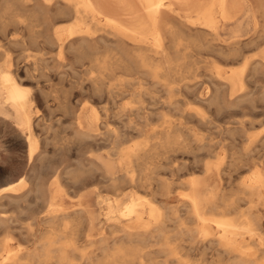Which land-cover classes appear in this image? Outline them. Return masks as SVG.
<instances>
[{
    "label": "rangeland",
    "instance_id": "obj_1",
    "mask_svg": "<svg viewBox=\"0 0 264 264\" xmlns=\"http://www.w3.org/2000/svg\"><path fill=\"white\" fill-rule=\"evenodd\" d=\"M13 2L16 4H13ZM254 2L255 0L249 1L250 4L252 3L256 5L257 3L255 4ZM56 3L53 8L50 7L52 9H47L45 8V6H42L40 0H20V1L13 0L10 4L11 7L3 6L0 3L1 6L0 7V26H1L0 27V38H1L0 62H4L5 60L7 62L10 61L9 63L11 64V69L13 70V72H15L19 82L30 89V99H32L33 97V101H35L34 102L35 112L33 114L35 117L33 118L34 119L33 129L38 138L37 155L41 154L42 155L41 159L43 158V156L44 158L46 157L45 159L43 158L42 160L44 163L47 160L46 164H48V167L45 168L44 165L46 164L42 163V166L41 164H39L41 163L40 162L41 159L39 160L34 159L36 162L30 160L28 158L29 156L27 155L28 152L25 148L26 140L24 136L21 135V133H19L20 131L16 128L12 120H6L3 117H0V188L11 183L12 184L15 183L14 185H16V183H18L21 178L23 180H21L20 183L23 184L22 182H24V184L26 185L24 184L21 185L19 183L18 186H22V188L25 187V189L27 188L26 190L23 189L25 191L22 190L19 194H15L14 197L11 194H7L8 197L6 195L4 197V194L1 195L0 197V217H2V220L0 218V222L2 223V224L0 223V248H1L0 254L1 252L2 253L5 252L4 249L5 250L9 249L11 251L34 250L37 247V245H39L40 243L38 241L41 238L46 237L48 234H50L49 232L50 230L46 228L47 224L45 223V221H42L41 219L42 218L45 219L47 215V209H48L47 205L49 204L48 198L50 191L49 184L53 180L55 174L60 173L61 174L60 177L62 181L61 191L56 194L55 202L60 206H62V208L64 207L63 209L68 213H72L71 215L68 216L66 220L73 221V231L75 232L74 234L75 238L77 237L76 239L78 240V246L82 245L81 248L79 247L80 249H86V251H89L88 249L92 248V246H89V244L87 243L85 234L92 233V235L96 237V239L97 237L99 239L100 235L103 234L104 236L106 235L107 232L109 233V231L113 230L112 226H117V223L119 222L120 218L122 219L120 221L126 220L127 217L120 214L121 209L126 210L127 206L131 205L132 199L130 196L126 195V197L122 201L124 206L120 208L117 207L114 196L115 194L116 196H118L119 193L120 195H122L128 190L130 192L135 191L144 194L145 196L154 198L152 200L156 201V203L160 205L166 203L164 205L165 207L169 208V206H171L173 209H175L176 207H179V209H181L180 211L181 213L177 212V215L173 214L174 217L171 215L173 218H171L170 221L167 220L165 222L164 228H166L168 232L170 241L173 240L171 242V247L176 251H180L183 254L184 259L189 260V262L193 261L191 263L194 264H204V263L218 264L219 262L222 264L224 263L223 262L224 260H225V264H229L227 263L229 261L231 262L230 264H233L234 258H232L231 255L229 256L224 252L217 251L219 250V248L221 249V247L215 244L213 245L212 243L209 242L206 245L200 246L195 242V240L192 241L187 235L180 234V232L178 231L179 228H181L180 222H185V224L186 225L189 224L187 226L190 227H193V225L195 226V223L190 218V215L184 212V210L182 209L183 203L178 201L177 200L178 198H176V196L180 197V195L183 194L182 191L184 192L188 191V185L187 183H185L187 180H189L192 177L200 178L204 183H207L208 186L206 190H210L212 188L217 187L218 188L217 190H221L222 191L221 193H224V195L229 197V199H235L236 203L240 205L241 209L243 208L242 210H245L244 212L248 214L247 215L248 217H251V219L252 218L258 219V222H260L261 227L264 230L263 203H259L257 205V207H260V209L257 210L258 208L256 206L255 207L251 206V204L249 203V198H248L249 194L247 193L245 194V192L241 189L243 187L241 183L252 174V171L254 169L252 167V164L250 163H253V161H255L256 159L262 161L264 160V157L262 155V153H264L263 152L264 151V146H263L264 145L263 144L264 143V122H263L264 121V98H263L264 86L262 87V85H264L263 70H261L260 68L259 70L254 68L252 71L249 68L244 73L243 76L244 79L243 90L239 85L235 94L233 95L234 97L231 96L232 97L231 100L225 99L223 93H221L220 91L216 92L215 94H213L214 96L212 95L211 97L215 101L212 100L211 98L209 99L212 101L207 99L208 96H210L211 94V89H213V86L210 85L212 82L211 77L207 75L208 74L207 72L206 73L205 71L203 72V70H199L196 73H188V72L177 73L174 75V77L171 78L164 76L161 79L162 82L159 84L151 83L152 77L144 73L143 75H141L142 72H139L138 70H131V71L125 69L119 70L116 71V73L114 72L113 74H111V78L115 80L114 82L113 80H111V78L109 79L110 75L108 76L107 80L109 81L111 80L110 83L112 82L115 83L118 82L119 79H122V82H124L122 87H124L125 89H129L130 92L127 91L124 93V92L116 91L113 95L117 99L116 102L115 101H114L115 103L113 101L108 102L109 99L107 98V94H106L107 87L105 84L97 85L99 91L95 89L92 92V89H90V88L93 89L95 88L90 82L91 80L90 77L94 75V74L91 75V72L88 70L90 59L85 55H83V57H78L79 55H77L73 51H69L65 49L63 50V52H60L57 48V45L52 44L47 39V32H51L52 29L54 28L53 26H55L56 23L71 20L70 16L63 15L61 12H59V7L61 2L57 0ZM252 4L250 6H253ZM16 7H18V9H16ZM34 10H37V13H35ZM43 10L46 13H44ZM258 15L260 19L258 18L257 21H253L252 13L250 16V12H247V14L243 12L236 23L223 26V28L224 27L225 28L223 30H220V33L222 34L221 37L224 40L230 41L235 35L241 34L242 38L245 40V42H243V45H241V49L247 54L250 53L248 56L250 55L252 57L259 56L262 50H264L263 47L264 13H259ZM6 18H8L9 20ZM53 22L55 24H53ZM6 31L13 32V35L11 33H9L10 34L9 35ZM255 31L257 32L255 33ZM259 31H261V33L263 34H260ZM3 36H5V39ZM203 38L204 41L207 40L205 36ZM12 39H15V41H13ZM248 40L252 42L250 43ZM247 41L251 45H249ZM211 45L207 44L205 48L208 49L204 48L203 50V48H201L202 54L206 56L209 55L212 48ZM253 45L255 47H253ZM260 46L263 48H261ZM259 47L261 50L259 49ZM201 49H197L198 52H201L200 51ZM205 50L206 52H204ZM58 53L60 54L58 55ZM194 58L196 57H193L192 59L191 57H189L187 61H191L193 63V60H195ZM202 60L204 61L205 59L202 58ZM204 63L205 62H201L198 65L203 66L205 65ZM222 63L225 64V61H222ZM259 71H262L263 74H261L262 72ZM119 73L121 75H118ZM247 75H249L250 77H248ZM107 80L105 79V81ZM138 81L140 83L144 82L143 85H141ZM189 83L191 84L188 86ZM260 86L262 87L261 90H260ZM104 88H106L105 91L103 90ZM142 88H144L143 89L144 93H142L140 97L133 94L134 91H139ZM198 89H200L201 91ZM132 90L133 92H131ZM183 90L186 91V93H184ZM104 93L105 95L102 96V94ZM199 94H201L204 100L198 98ZM170 100L173 101V104L171 106H174L175 109L174 107L170 106L169 104ZM178 100L180 102L182 100V102L185 104H183L182 102L180 103ZM214 102L216 104L218 103L217 106ZM163 104H165L164 107L162 106ZM93 105L97 107L95 108ZM105 106L106 108L109 107L108 110L107 109L105 110L104 108ZM138 106H140L141 109H139L140 107ZM168 107L169 108L171 107L172 110L171 108L169 110ZM176 107L178 108L179 111L177 110ZM8 108L9 106L7 105L6 110L9 111ZM94 110H96L97 112L99 111L98 119H95L92 116L94 114L93 113ZM163 110L165 111V114H167L166 118L168 120H171L173 123L175 122L177 124L176 126L177 133L178 134L182 133V137L186 138V142H188L189 146L188 147L177 146L176 148L171 149L168 154L164 155L166 157L164 156L162 157L161 163L163 165L158 167L153 165H147L146 169H144L139 175L140 177L145 178L147 174L151 172L153 177L152 180L153 184H156L157 179L159 181L161 180L164 182L172 180L173 181L172 186L174 187V191L175 190L176 191L174 192L175 196L169 198L168 200L167 199L165 200V198L160 195L154 196L155 194L153 188H143L140 185L138 186L136 185L137 188L135 186L131 188L132 186L130 187L129 183L120 182L119 181L121 178L120 176L123 177V173L125 174L124 166L120 162V157H118L117 155H113V156L110 155L114 151H116L117 147H119L120 145L121 147L126 148L127 146H132L135 143L142 142L147 134L152 133L153 129L158 128V126L162 124L163 121L165 120V118L160 115L163 112ZM122 111L123 113L126 114V116L124 114H121ZM138 111L139 112L142 111L141 113L145 112L144 114L147 113L146 115L149 117V120H145L144 118H141L140 117L141 114H137ZM158 111H160L161 113L159 112L160 113L159 114ZM106 112H107L106 114L107 116L105 115ZM168 112L170 113L168 114ZM198 112L200 113L201 116H199ZM192 113L195 115L193 116ZM76 114L78 116L83 115L81 118L83 120L85 128H88L89 126V128L93 130L95 129L94 133H98L101 135H97L96 137H88V139L87 137H80L79 135H77L75 133L76 132L75 117L77 118ZM127 114H129L130 117H127L128 116ZM134 114L137 116L133 117ZM137 117L138 119H136ZM196 118L198 119L201 118V119L198 120ZM231 127L233 130L231 129ZM139 129L142 131H140ZM244 136L246 137L244 138ZM212 137L214 139H212ZM198 138L199 140H197ZM206 142L209 143L206 144ZM215 143L217 144V146L215 145ZM200 144H203L204 146H201ZM210 144H212L211 145L212 147L210 146L211 148L209 147ZM199 146L201 147L198 148ZM226 146H228L227 148L230 150L226 149ZM202 147L205 148L203 149ZM212 148L217 150H214ZM210 149L212 151H210ZM92 153L93 154L95 153L96 155L94 154V156L92 157L91 156ZM246 153L248 155H245ZM251 153H253L254 155ZM90 157H92L93 160H95L97 157L110 159L112 165H114L111 176L116 177V181H118V184L116 181H113V183L116 182L115 186H113L114 185L113 183L109 184L111 183L112 179H105L103 177L101 169L98 167L95 168L93 167L92 164L93 160ZM255 157L257 158L254 159ZM166 162H169L170 164L168 163L167 165ZM204 162L206 163L204 164ZM85 164L87 165L84 166ZM171 164L176 166L177 168L174 167L176 169L173 170V166ZM39 165L41 166V169ZM179 165L181 166L179 167ZM37 166H39V168ZM36 167L37 170L35 169ZM134 168L135 167H133V169ZM33 169L36 170L37 173L36 171L34 172ZM42 169L44 171H42ZM207 169L209 171H207ZM208 172H210V174H207ZM68 173L69 175H67ZM35 174L36 176H34ZM219 174L221 175V177L219 176ZM137 175L138 174H136V176ZM24 179L26 182L24 181ZM38 179L41 181L44 180L42 181L44 183V186L45 185L48 186L46 192L48 193L47 195L44 194L43 195L44 197L41 196V198H39L38 197L39 195H37L36 198L37 197L38 198L36 199L34 196L36 194H30L29 196H27V198H24V200L27 199L26 201H24L23 199L20 201L14 199L26 194V192L33 187V184ZM71 180L75 182H72ZM122 183L124 185H122ZM78 196L79 198L77 200L76 198ZM244 196H246V198ZM80 206H82V208ZM83 208H86L89 211L90 216L93 219L94 226L90 232H88L89 229L87 227L86 219L82 216L81 212L79 213L78 211ZM89 208H91V210ZM93 210L95 211V213ZM213 211L217 215H221L223 213L220 208ZM184 214L187 215L183 218ZM253 214L254 215L258 214V215L254 216ZM72 215L73 217L75 216L77 217L72 218ZM227 215L232 218H238V214L236 212L228 213ZM107 216L110 217L111 219H109ZM187 216L189 217L187 218ZM6 218H8V223ZM186 218H187L186 220L187 222L185 221ZM114 222L116 223V225ZM55 224L56 225L54 227H56V232L59 235H62L61 237H59V239L60 238L62 239L60 240L62 243L68 235H71L72 231L69 229L65 231L62 221ZM83 224L86 225L87 229ZM26 228L27 229L29 228V230H27ZM29 231L33 233V235ZM153 234L154 235L150 236L146 241L144 248L146 252H149V255L147 256L149 260H151L155 264H163L165 260L168 258V253L167 251H165L164 247L161 246V242L159 243L157 242L158 240L160 241L161 238H158L156 233ZM7 237H8V242L5 244L4 241L6 240ZM57 239L58 238H56V240ZM247 241L249 242H246V244H248V246L252 250L258 249L257 248L259 244L258 240L256 241V240L248 239ZM61 243H59V245ZM179 243H181L182 245L181 244L179 245ZM56 244H54L55 246H51L52 248L50 249L54 253H56V250L61 247V245L59 247V245ZM93 247H96V245L93 244ZM78 254L80 255L78 256ZM222 254H224L223 255L224 257H222ZM70 255L75 259H77L81 257V252L75 250ZM53 256L56 255L53 254ZM214 258L216 261L213 260ZM54 260H52L51 262H45V261L43 262V260L37 262L31 261V262H27V264H58L56 261L54 262ZM77 260L78 262H80L79 259ZM195 261L197 263H195Z\"/></svg>",
    "mask_w": 264,
    "mask_h": 264
},
{
    "label": "bare ground",
    "instance_id": "obj_2",
    "mask_svg": "<svg viewBox=\"0 0 264 264\" xmlns=\"http://www.w3.org/2000/svg\"><path fill=\"white\" fill-rule=\"evenodd\" d=\"M12 1L13 0H0V3L3 6H10ZM56 1L57 0H40L41 5L45 6V8H47V9H52L55 6ZM58 1L61 2L60 7H59V12H61L63 15L70 16L71 20L70 21H63L62 20L63 22H59L56 24L53 22V24H55V26H53L54 28L52 29L51 32H47V39L52 44L57 45V48L60 52H63V50L65 49V50L73 51L74 53L79 55L78 57H83V55H85L86 57H88L90 59L88 70L91 72V75L94 74L93 76L90 75L91 76L90 82L93 85V87H95L94 89L93 88H90V89H92V92L95 89L99 91V88L97 85H99V84L104 85L105 84L107 89L104 88L103 90L105 91V89H106L107 98L109 99L108 102H112V101L116 102L117 99H116V97L113 96L116 91H120V92H124V93L129 91V89H125L124 87H122V85L124 84V82H122V79H119L118 82L113 83L115 80H113L111 78V74H113L114 72L116 73V71L124 70V69L129 70V71L138 70L139 72H142L141 75H143V73H144V74L151 76L152 82L151 81L150 82L153 84L161 83L162 82L161 79L164 76L171 78V77H174V75L177 73H182V72L196 73L199 70H203V72L204 71H205V73L207 72L208 73L207 75H209V77H211L212 82L210 85L213 86V89H211V94H210V96H208L207 99L211 98L213 94L220 91L221 93H223V96L225 99H230V100L232 99V97H234L233 95L235 94L239 85L242 88V90L244 89L243 88V85H244L243 76H244V73L249 68L252 71L254 68H256L257 70H259V68H260L264 72V50H262L261 53L259 52L260 54L257 57L256 56L252 57L251 55L248 56L250 53L247 54L246 52H244L241 49V45H243V42H245V40L242 38L241 34L235 35L229 41V40H224L221 37L222 34L220 33V30H223L225 28V27L223 28V26L236 23L239 20L241 14L243 12H245V14H247V12H250V16L252 13V20L257 21V19L259 18L258 14L264 13V2H263L264 0L263 1L262 0H255L254 3L255 4L257 3V4L254 5L251 3L253 6H250L251 5L249 3L250 0H58ZM13 4H16V3L13 2ZM50 7H52V8H50ZM13 9H14V7H13ZM16 9H18V7H16ZM48 11H50V10H48ZM54 11H55V9H54ZM34 12L37 13V10H34ZM44 13H46V12L44 11ZM6 19H8V18H6ZM245 21H247V20H245ZM12 22H13V20H12ZM47 22H48V19H47ZM262 22H263V20H262ZM259 24H260V22H259ZM261 24H263V23H261ZM263 29H264V27H263ZM6 32L8 34L11 33L13 35V32H8V31H6ZM256 32L257 31H255V33ZM259 32H260V34H263V33H261V31H259ZM40 34H42V33H40ZM257 35H256V37H257ZM204 36H205V38H207V40H205V41L203 38ZM3 37L5 39V36H3ZM262 39H260V40H262ZM12 40L15 41V39H12ZM207 41H209V42H207ZM210 42L212 43V45ZM249 42H248V44H249ZM258 42H259V40H258ZM7 44H8V42H7ZM207 44H210L212 46V48H211L210 54L206 56V55L202 54L201 48H203V50H204V48L207 46ZM249 45H251V44H249ZM253 47H255V46L253 45ZM260 47H259V49H260ZM263 47H264V45H263ZM263 47H261V48H263ZM197 49H201L200 50L201 52H198ZM205 49H208V48H205ZM204 52H206V50ZM59 54L60 53H58V55ZM189 57H191V59L193 57H196V58H194L195 60H193V63L191 61H187L189 59ZM202 58H204L205 60L203 61ZM222 61H225V64H223ZM9 62H7L6 60L4 62H0V117H3L6 120H12L14 122L16 128L20 131L19 133H21V135H23L25 140H26V143H25L26 147L25 148L28 152V154H27L29 156L28 158L32 161H35L34 159L39 160V159H41L42 155L41 154L37 155L38 138H37V135L35 134V131L33 129L34 128L33 127V124H34L33 118L35 117L33 115L35 112V108H34V102L35 101H33V97H32V99H30V89L27 88V86H24L19 82L15 72H13V70L11 69V64ZM201 62H205L204 63L205 65H203V64H202L203 66L198 65ZM259 72H262V71H259ZM263 72L261 74H263ZM28 73H29V71H28ZM256 73H258V72H256ZM118 75H121V74L119 73ZM258 75H260V74H258ZM108 76H109V79L111 78V80H113L112 83H110L111 80L110 81L107 80ZM247 76L250 77L249 75H247ZM139 77H138V79H139ZM105 79L109 82L105 81ZM248 81H250V80H248ZM143 83L144 82H141L140 84L143 85ZM190 84L191 83H189L188 86ZM186 85H187V83H186ZM263 86L264 85H262V87ZM262 87L260 86V90L262 89ZM200 88H201V86H200ZM143 89L144 88H142L139 91H134V92L132 90L131 92H133L134 95L140 97L142 95V93H144ZM198 90H200V89H198ZM254 90H255V88H254ZM250 92H252V91H250ZM263 92H264V89H263ZM263 92H261V93H263ZM102 93H103V91H102ZM184 93H186V91H184ZM194 93H196V92H194ZM248 93H249V90H248ZM129 94H131V93H129ZM103 95H105V93L102 94V96ZM33 96H35V95H33ZM216 96H218V95H216ZM254 96H255V94H254ZM198 98L201 100H204V98H202L201 94L198 95ZM182 100H181V102H182ZM212 100H214V99H212ZM212 100H210V101H212ZM169 102H170L169 104L171 106L173 104V101L170 100ZM219 102H220V100H219ZM176 103H177V101H176ZM183 104H185V103H183ZM217 104H216V106H217ZM7 105L9 106V108H8L9 111L6 110ZM164 105L165 104H163L162 106L164 107ZM221 105H222V103H221ZM134 107H137V106H134ZM138 107H140V106H138ZM141 107H142V105H141ZM141 107L139 109H141ZM171 107H174V106H171ZM104 108H105V110L106 109L108 110L109 107L106 108V106H105ZM170 108H169V110H170ZM221 108H219V109H221ZM123 109H121V110H123ZM174 109H175V107H174ZM164 110L162 113L160 111H158V113L160 112L161 114L160 113L159 114L165 118L163 123L160 124L158 126V128H154L152 133L147 134L145 139L142 142L135 143L132 146H127L126 148L121 147V145H120L119 147H117V149L115 148L116 151H114L110 155L111 156L117 155L118 157H120V162L124 166L125 174L123 173V177L120 176L121 177L119 180L120 182L129 183L130 187L132 186L131 188H133V186L136 187V185L137 186L140 185L143 188H153L154 194H155L154 196L160 195V196L164 197L165 200L166 199L168 200L169 198L175 196L174 192L176 190L174 191V187L172 186V183H173L172 180L164 182L161 180L159 181L157 179L156 184H153L152 183L153 177H152L151 172L149 174H147V176L145 178H142L139 175L144 169H146L147 165H153L156 167L163 165L161 163V161H162L161 159L165 154H168L171 149L176 148L177 146H182V147H188L189 146L188 142H186V138L182 137V133L181 134L177 133V130H176L177 124L175 122L173 123L171 120H168L166 118L167 114H165ZM171 110H172V108H171ZM177 110H178V108H177ZM98 112L96 110L93 111L94 114L92 116L95 119L99 118ZM107 112L105 113V115L107 114ZM132 112H135V111H132ZM141 112L138 111V113L137 112L136 113L141 114L140 115L141 118H144L145 120H149V117L146 115L147 113L144 114L145 112L144 113H141ZM182 112H181V114H182ZM82 113H83V111H82ZM117 113H119V112H117ZM169 113L170 112H168V114ZM121 114H124L126 116V114L123 113V111ZM129 114H127L128 115L127 117H130ZM154 114H156V113H154ZM194 115L195 114H193V116ZM82 116L77 115V118L75 117V119H76V122H75L76 123V130L75 131L76 132L75 133L77 135H79L80 137H87V139H88V137H96L97 135H101L98 133H94L95 129L93 130V129L89 128V126H88V128H85L83 120L81 118ZM114 116H116V115H114ZM134 116H137V115L134 114L133 117ZM199 116H201L200 113H199ZM136 119H138V117ZM196 119H198V118H196ZM200 119H198V120H200ZM72 128H74V127H72ZM242 128H244V127H242ZM189 129H191V128H189ZM231 129H232V127H231ZM238 129H240V128H238ZM140 131H142V130H140ZM239 133H240V131H239ZM245 134H246V132H245ZM11 135H13V134H11ZM195 135H196V133H195ZM245 137L246 136H244V138ZM212 139H214V138L212 137ZM21 140H23V139H21ZM197 140H199V138ZM251 140H250V142H251ZM230 142H231V140H230ZM259 142H257V143H259ZM208 143L206 142V144H208ZM200 145L204 146L205 143H204V145L203 144H200ZM211 145L212 144H210L209 147ZM215 145L217 146L216 143H215ZM117 146H118V144H117ZM201 146H199L198 148H200ZM228 146H226V149H228L227 148ZM248 147H250V146H248ZM218 148H219V145H218ZM212 149H214V148H212ZM246 149H248V148H246ZM207 150H209V149H207ZM214 150H217V149H214ZM221 150H223V149H221ZM228 150H230V149H228ZM210 151H212V150L210 149ZM213 152H215V151H213ZM94 154L92 153L91 156L93 157ZM217 154H218V152H217ZM251 154H253V153H251ZM254 154H255V152H254ZM228 155H230V154H228ZM245 155H248V154L246 153ZM262 155L264 157V153H262ZM92 157H90V158H92ZM164 157H166V156H164ZM245 157H243V158H245ZM43 158H44V156H43ZM256 158L257 157H255L254 159H256ZM42 159L40 160L41 163H39V161H38V163L41 164V166H42V163H44ZM92 160H93V158H92ZM46 161L44 164H46ZM263 161L256 159L255 161H253V163H250V164H252V167L254 168L252 171V174L248 178H246V180H244L241 183L243 185V187L241 189L245 192V194L246 193L249 194L248 195L249 196L248 197L249 203L251 204V206H254V207L255 206L257 207V205L259 203H263V205H264V166H263L264 162ZM166 163L168 165L169 162H166ZM205 163L206 162H204V164ZM92 164H93L94 168L98 167L101 169L103 177L105 179H112L111 183H109V184H112L113 181H116V177L111 176L112 169H113L114 165H112L110 159H108V158L105 159L103 157H97L95 160L92 161ZM236 164H238V163H236ZM46 165H44L45 168L48 167V164H46ZM86 165L87 164H85L84 166H86ZM132 165H134V166H132ZM39 166H37V167L39 168ZM41 166H40V169H41ZM172 166H173V170H175L177 168L174 165H172ZM180 166L181 165H179V167ZM206 166H208V165H206ZM37 167L35 168L36 170H37ZM133 167H135L136 170H135V168L133 169ZM174 167H176V168H174ZM204 168H205V166H204ZM43 169H42V171H44ZM250 169H251V167H250ZM36 170H34V172ZM98 171H100V170H98ZM137 171H138V173H137ZM207 171H209V170L207 169ZM240 172H242V171H240ZM36 173H37V171H36ZM135 173L138 175L136 176ZM207 174H210V172H208ZM67 175H69V173ZM196 175H197V173H196ZM34 176H36V174ZM60 176H61L60 173L55 174L53 180L49 184V189H50L49 198H48L49 204L48 205L46 204L48 206L47 215H46L45 219H43V218L41 219L42 221H45V223L47 224L46 228L50 230L49 231L50 234H48L46 237L41 238L38 241V242H40L39 245H37V247L34 250L11 251L9 249L8 250L4 249L5 252L4 253L1 252V254H0V264H27V262H31V261L37 262V261H42V260H43V262L44 261L45 262H51L54 259H56V260H54V262L56 261L58 264H155L151 260L148 259L147 256L149 255V252H146L145 248H144L146 241L148 240V238L150 236L154 235L153 233H156L157 237L161 238L160 241L158 240L157 242L158 243L161 242V246H163L165 251H167V253H168V258L165 260V262L163 264H194V263H191L193 261L189 262V260L184 259L183 254L180 251H176L171 247V242L173 240L170 241L168 232H167L166 228H164L165 222L167 220L170 221L171 218L174 217L173 214L177 215V212H180L181 209H179V207H176V206H175L176 207L175 209H173L171 206H169V208L165 207L164 205L166 203L163 205H160V204L156 203V201L152 200L154 198H151L149 196H145L144 194H141L139 192H135V191L130 192L128 190H127L128 192L123 191L125 193L122 195H120V193H119L120 196L119 195L116 196V194L114 196L115 203H116L117 207H120V208H122L124 206L122 201L126 197V195L131 197V199H132L131 205H128L129 207L127 206L126 210L121 209V213H120L123 216L127 217L126 220L120 221V220H122L120 218L119 222L117 223V226H112L113 230L109 231V233L107 232L108 234L106 233V235H104V236H103V234L100 235L99 239H98V237L96 239V237H94L92 235V233L91 234L90 233L85 234L86 235L85 236L86 241L89 244V246H92V248L88 249L89 251H86V249H80L82 245L78 246V240L76 239L77 237L75 238V235H74L75 232L73 231V221L66 220L68 218V216L71 215L72 213H68L67 211H65L63 209L64 207L62 208V206H60L59 204H57L55 202L56 194L61 191L62 181H61ZM219 176L221 177L220 174H219ZM34 179H35V177H34ZM21 180H23V179L21 178L20 181ZM20 181L18 183H16V185H14L15 183L14 184L11 183V184H7V185L1 187L0 188V197L3 194H4V197H5V195L7 196V194H11L13 197L15 194H19L23 189H25V187L22 188V186H18ZM24 181H25V179H24ZM42 181H44V180H42ZM42 181L38 179L33 184V187L30 188V190L26 192V194H24L20 197L14 198V199H17L19 201L22 199L24 200V198H27V196H29L30 194H36V195H34L35 198L37 195H39L38 196L39 198H41V196H43L44 194L47 195L48 193H46V192H47L48 186H46V185L44 186V183ZM71 181L75 182L73 180H71ZM116 182L118 184V181H116ZM116 182L113 183L114 184L113 186H115ZM22 183L24 184V182H22ZM185 183H187V185H188V191L187 192L182 191L183 194L181 193L182 195H180V197L176 196V198H178L177 199L178 201L183 203L182 209L184 210V212H186L190 215V218L194 221L195 226L193 225V227H190V226H187L189 224L186 225L185 222H180L181 228H179V230H178L180 232V234L187 235L192 241L195 240V242L197 244H199L200 246L206 245L209 242V243H212L213 245L215 244V245L221 247V249L219 248V250H217V251L224 252L229 256L231 255V257L234 258L233 264H264V230L262 229L260 222H258V219H256V218L251 219V217H248L247 216L248 214L246 212H244L245 210H242L243 208L241 209L240 205H238L236 203L235 199H229V197L225 196L224 193H221L222 192L221 190H217L218 189L217 187L212 188L210 190H206L208 185H207V183H204L202 181V179H200V178L192 177L189 180H187ZM23 184H21V185H23ZM24 185H26V184H24ZM122 185H124V184L122 183ZM238 186H237V188H238ZM51 189H52V192H51ZM25 190H23V191H25ZM238 195H240V194H238ZM244 197L246 198V196H244ZM9 198H10V195H9ZM78 198H79V196L76 199L78 200ZM26 200H24V201H26ZM75 202H77V201H75ZM80 207L82 208V206H80ZM91 208H89V209L91 210ZM218 208H220L221 211L223 212L221 215H217L213 211V210H216ZM257 208H258L257 210L260 209V207H257ZM78 211H79V213L81 212L82 216L86 219L87 227L89 229L88 232H90L94 226V223H93L92 217L90 216L89 211L86 208H83V209L78 210ZM233 212H236L238 214V218H232V217H229L227 215L228 213H233ZM262 212H263V210H262ZM94 213H95V211H94ZM109 213H110V211H109ZM186 215L187 214H184L183 218ZM256 215H258V214H255L254 216H256ZM75 217H77V216H75ZM75 217H73V215H72V218H75ZM181 217H182V215H181ZM188 217L189 216H187V218ZM0 218L2 220V217H0ZM108 218L111 219L110 217H108ZM187 218L185 219V221L187 220ZM6 219H7V223H8V218H6ZM6 219H4V220H6ZM262 219H263V216H262ZM60 221L63 222L65 231L68 229L72 231L71 235H68L62 243L60 241L62 239L61 238L59 239V237H61L62 235H59L56 232V227H54L56 225L55 223H59ZM182 221H184V220H182ZM86 222H83V223H86ZM261 222H262V220H261ZM114 223H112V224H114ZM111 225H110V227H111ZM115 225H116V223H115ZM84 226L86 228V225H84ZM5 227H6V225H5ZM27 230H29V228ZM62 230H63V228H62ZM85 231H87V230H85ZM64 233H66V232H64ZM31 234L33 235V233H31ZM85 237H84V239H85ZM9 238H11V237H9ZM56 238H58V239L56 240ZM248 239L259 241L258 247L256 246L258 248V249L256 248L257 250H252L248 246V244H246V242H249V241H247ZM4 242H5V244L8 242V237L6 238V240ZM56 243H58V244H56ZM59 243H61L60 244L61 247H60ZM54 244L59 245V247H60L56 250L57 254L50 250L52 248L51 246H55ZM93 244H95L96 247H93ZM180 244L181 243H179V245ZM185 244H187V243H185ZM213 247H216V246H213ZM254 247H255V245H254ZM69 248H72V249H69ZM186 249H188V248H186ZM217 249H218V247H217ZM75 250L81 252V257L77 258L80 260V262H78L77 259H75L74 257H72L70 255ZM53 254H55L56 256H53ZM75 254H76V252H75ZM79 255L80 254H78V256ZM223 255L224 254H222V257H224ZM223 259H226V258H223ZM213 260H215V258ZM223 262L224 263H222V264H225V260ZM195 263H197V262L195 261ZM211 263H213V262H211ZM227 263L230 264L231 262L229 261ZM218 264H221V263L219 262Z\"/></svg>",
    "mask_w": 264,
    "mask_h": 264
}]
</instances>
